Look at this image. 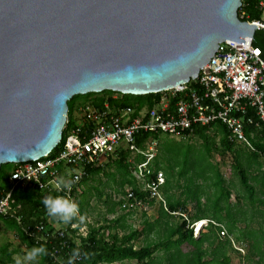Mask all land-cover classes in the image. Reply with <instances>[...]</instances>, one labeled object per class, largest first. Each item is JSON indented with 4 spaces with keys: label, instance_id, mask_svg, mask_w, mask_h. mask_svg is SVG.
<instances>
[{
    "label": "water",
    "instance_id": "1",
    "mask_svg": "<svg viewBox=\"0 0 264 264\" xmlns=\"http://www.w3.org/2000/svg\"><path fill=\"white\" fill-rule=\"evenodd\" d=\"M243 1L0 0V169L52 153L76 96L170 90L220 44L250 46Z\"/></svg>",
    "mask_w": 264,
    "mask_h": 264
},
{
    "label": "trees",
    "instance_id": "2",
    "mask_svg": "<svg viewBox=\"0 0 264 264\" xmlns=\"http://www.w3.org/2000/svg\"><path fill=\"white\" fill-rule=\"evenodd\" d=\"M260 2L264 3V0L242 2L240 10H244L247 16L243 22L261 21L263 11L260 10ZM253 45L261 50L263 57V30L255 32ZM113 95L118 98L112 99ZM158 97L121 95L110 91L76 96L68 102V127L75 126L72 116L77 102L82 105L90 102L101 109L106 100L111 108H117L151 105ZM258 123L252 110L246 112L244 130L253 150L230 140L229 131L218 122L211 128L195 126L192 133L184 134L183 139H199L200 148L174 142L167 136L164 140H161L163 136L158 137L157 156L149 178L153 179L156 171L163 172V202L159 203L157 218L153 222L143 221L142 231L127 223L128 213L117 215L124 203L121 199L117 202L108 194L102 201L104 194L94 186L103 175L116 185L114 192L117 196H127L125 189L128 186L137 200H150L149 195L142 191L143 182L140 183L135 173V166L143 158L127 151H119L107 159L109 172L104 170L103 163L84 167L77 185L79 191L73 188L70 193V199L80 209V214L72 221L65 223L50 216L43 204L44 197L48 195L68 197L36 185H27L17 187L10 199L12 214L20 219V223L9 216L0 217V222L16 231L28 249L47 248V255L39 257L40 264H68L75 250L80 254L73 264H118L125 261H135L136 264H232L230 251L248 261L256 256V264H264V128L257 127ZM63 140L51 155L61 148ZM228 154L232 156V170L239 186L235 189L234 204L227 181L212 162L214 155L225 159ZM13 169L14 165H3L0 169V199L11 188L8 175ZM253 171L260 173L253 174ZM93 201L106 207L101 225L88 221L94 210ZM154 203L151 199L149 205ZM255 218L261 219L258 231L250 228ZM204 221L208 224L194 237L193 225ZM240 223H245L243 229H239ZM40 227L44 231H39ZM222 230L227 233L224 237L220 235ZM231 239L238 243L251 242L250 251L246 249L244 255L238 254L232 248ZM138 242L140 247L136 248ZM15 254L8 245L0 246V264H13Z\"/></svg>",
    "mask_w": 264,
    "mask_h": 264
},
{
    "label": "built area",
    "instance_id": "3",
    "mask_svg": "<svg viewBox=\"0 0 264 264\" xmlns=\"http://www.w3.org/2000/svg\"><path fill=\"white\" fill-rule=\"evenodd\" d=\"M259 6L264 13V3L260 2ZM239 13L241 21L247 17L244 10L239 9ZM252 24L264 31V18ZM149 95L159 97L145 106L111 108L106 100L101 109L90 102L79 108L84 124L68 127L70 120H67L62 146L55 154L14 165L8 175L11 188L0 199V217L9 216L20 223L10 205L17 187L36 185L40 189L63 193L70 199L73 188L79 191L77 185L86 165H101L103 159L113 157L119 151L143 158L135 166L136 176L140 183L143 182V192L149 195L148 199L163 202V172L156 171L154 178H149L157 156L158 137L183 138L185 133H192L195 126L211 128L212 124L221 123L229 131L230 140L253 150L245 135L244 118L246 112L252 110L259 121L256 126L264 128V59L261 50L254 47L253 39L250 46L226 41L219 45L209 63L200 68L196 78L180 87ZM117 98V95L112 96V99ZM147 134L150 136L144 138ZM62 178L72 182L70 188L60 183ZM122 201L121 210L128 211L143 200H137L127 191ZM38 230L44 231L43 227ZM220 235L224 237L227 233L222 230ZM231 245L234 251L244 255L243 243L231 239Z\"/></svg>",
    "mask_w": 264,
    "mask_h": 264
},
{
    "label": "rangeland",
    "instance_id": "4",
    "mask_svg": "<svg viewBox=\"0 0 264 264\" xmlns=\"http://www.w3.org/2000/svg\"><path fill=\"white\" fill-rule=\"evenodd\" d=\"M83 106L84 105H82L79 102L75 104L74 112H76V114L73 113L72 119H73V122L78 126H81L84 124V120L82 119V116L80 115V113H78L79 108ZM165 138L166 136H163L161 140H164ZM170 139L177 143L179 142L183 144L188 143L194 148H200V141L199 139L195 137L186 138V139H183V138H170ZM232 161H233L232 156L229 154L225 157V159H221L217 155H214L212 159V162L214 163V165L217 167V169L223 175L224 179L227 181L226 186L232 193V203L234 204L236 201L235 200V196H236L235 189L239 188V186H238V178L233 174L234 172L232 170V163H233ZM102 163H103L102 166L104 167V170L106 172H109V167H107L108 160L103 159ZM6 166H12V165L8 164ZM258 173L260 172L253 171V174H258ZM5 184H6V181H4V185ZM232 185H234V187ZM94 186H98V189L102 191V193L104 194L102 201H105L108 194H111L112 197L114 196V200L117 202L119 201V199L122 200L123 198V197L117 196L118 194L114 192L116 190V185L110 179L106 178L103 175L100 176V178L96 180V182L94 183ZM127 187L125 189L126 192L129 191V188ZM142 191H143V186H142ZM150 202L151 200L147 201V198H146V200L142 201V203L140 204L137 203V205H135L133 208L129 209L128 211H124V210L118 211L117 215L120 216V215H124L128 213L129 215L127 218V223L131 225L133 229L142 231L144 227V224H143L144 220L153 222L157 218V213H158L160 204L154 200L155 203L151 206L149 205ZM93 205H94V210L92 212V216L89 218L90 220L88 221L91 224L98 223V225H101L104 222L103 215L105 214L106 207L103 206L98 201H93ZM262 209L264 210V208ZM260 222H261V219L255 218L254 220H252L250 223L251 230L258 231L260 227L259 225ZM206 223L207 221L203 223L205 227H206ZM244 224L245 223H240L238 226L239 229H243ZM60 228L61 227H58V229ZM62 228L65 229L63 225H62ZM82 233L85 234V230H82ZM234 236L237 237L236 235ZM243 244L245 246L244 252L246 253V249L247 251H250L251 242L247 243V241H245V243ZM4 245H8L10 250H13L16 252V254L14 255L13 264H40L39 257L36 260L27 259V253L30 251V249H28L26 245L22 242L21 238L16 233V231H14L13 229L7 228V226H5L2 222H0V246H4ZM139 247H140V242H138L136 248H139ZM263 250H264V241H263ZM229 256L231 258L232 264H256L258 261V257L256 256L249 259L251 261H248L245 258L241 259L240 256L236 255L235 253L231 251L229 252ZM118 264H136V262L135 261H131V262L125 261L123 263H118Z\"/></svg>",
    "mask_w": 264,
    "mask_h": 264
},
{
    "label": "clouds",
    "instance_id": "5",
    "mask_svg": "<svg viewBox=\"0 0 264 264\" xmlns=\"http://www.w3.org/2000/svg\"><path fill=\"white\" fill-rule=\"evenodd\" d=\"M60 183L63 184L65 187L70 188L72 182L65 181L62 178ZM43 204L46 208L47 213L50 216L54 218H58L59 220L65 223L72 221L74 217H77L80 214V209L78 204L73 200L65 198L63 196L48 195L44 197ZM198 224L199 222L193 225L194 237H197V235H195V231L197 229L196 227ZM207 224L208 221L206 225ZM200 229L198 230L197 234L199 233ZM79 254H80L79 250H75L72 257L69 259L68 264H73L74 260L79 256ZM42 255H47V248L45 246L34 247L27 253V259L36 260L38 257Z\"/></svg>",
    "mask_w": 264,
    "mask_h": 264
},
{
    "label": "bare ground",
    "instance_id": "6",
    "mask_svg": "<svg viewBox=\"0 0 264 264\" xmlns=\"http://www.w3.org/2000/svg\"><path fill=\"white\" fill-rule=\"evenodd\" d=\"M203 226H204L203 222H199V224H198L197 227H196L197 229H196V231H195V234H196V235H198V234H197L198 230H199L200 228L202 229Z\"/></svg>",
    "mask_w": 264,
    "mask_h": 264
},
{
    "label": "crops",
    "instance_id": "7",
    "mask_svg": "<svg viewBox=\"0 0 264 264\" xmlns=\"http://www.w3.org/2000/svg\"><path fill=\"white\" fill-rule=\"evenodd\" d=\"M263 18H264V13L262 14V19H263ZM262 19H261V20H262ZM263 59H264V55H263Z\"/></svg>",
    "mask_w": 264,
    "mask_h": 264
}]
</instances>
